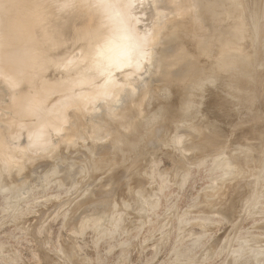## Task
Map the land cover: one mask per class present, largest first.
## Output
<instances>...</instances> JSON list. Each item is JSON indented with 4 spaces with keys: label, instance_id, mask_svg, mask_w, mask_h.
<instances>
[{
    "label": "rangeland",
    "instance_id": "rangeland-1",
    "mask_svg": "<svg viewBox=\"0 0 264 264\" xmlns=\"http://www.w3.org/2000/svg\"><path fill=\"white\" fill-rule=\"evenodd\" d=\"M145 1L151 7L150 13H146L145 16L146 19L149 18V28L152 30L150 37L153 53L155 52L149 61L148 69L142 71V78L147 77V79L151 77L150 73L156 67L159 55H157L158 51L156 54L155 47L159 46L160 48V42L163 41L161 39L164 35V25L169 21L181 22L183 20L186 21V25H190L188 20L194 19L198 29L203 30L202 33L209 40L216 42L218 38H222L227 24L234 19L238 21L242 19L240 15L234 16L238 15L235 11L228 12L225 7L219 4H215L212 8L204 5L196 7L191 10V17L187 18L183 10H173L177 7L176 0H142L143 8L146 10ZM28 7L29 0H0V27L7 24L16 26L22 23H25L24 28L31 27L33 25L31 20H23L25 9ZM14 8L18 9L13 11ZM101 18V15L96 14L93 19L99 21ZM93 19L88 22L93 23ZM259 19V32L263 37L260 34L259 36L263 39L264 10H262ZM47 28L48 21L42 22L36 27V35L41 36ZM243 31L244 34L242 33L240 37L241 42L251 41V38L249 39L250 32H247L249 28H244ZM231 33L226 34L224 38H234L235 36ZM16 36L17 34H9L2 29L0 31V50L7 53L13 52L12 48L17 45ZM245 42L243 43L246 44ZM261 42L262 40H259L257 46L251 45L253 48L251 51L255 52L256 58L262 59H259L260 61L257 59L258 64L256 63L254 66L256 77L253 84L250 86L248 82L246 83L250 86L247 91H250L251 99H256L254 103L258 104L256 107H252L253 101L251 102L252 105H249V108L253 111L248 110V105L246 107L237 105L239 98L237 99L236 94H233L236 96L233 100L236 99V102L227 98L232 104L230 105L224 97L226 92H223V89L218 91L219 88L217 90L214 87L219 94L221 93V96L222 92L224 93V102L229 103L228 105L227 102L224 103L223 100H220L224 104L222 110L225 112V105L227 108L229 106L226 112L231 108L230 106H233L221 125L224 127L227 124L228 126L224 129L226 128L228 132L233 128L232 132L230 130L231 134L237 133L238 136H240V131L242 132L250 124L256 125L259 122V126H264V67H261V65L263 66L261 63L264 61V57H262L264 47L261 46H264V43ZM30 43L32 42L25 44ZM68 43L71 42L68 41ZM75 46L76 44L70 48ZM261 48L262 50H260ZM55 50L62 52L66 48L60 50L56 48ZM19 53L21 54L20 51ZM260 53L262 54L260 55ZM58 62L65 63L66 58L58 57ZM25 64L26 62L22 60L18 66L29 78L26 74L30 75L31 72L27 68L23 69ZM48 70L52 69L48 68ZM3 75L5 76V74ZM165 81L167 82L164 80V83H166ZM160 83L161 86L164 85L161 81L150 86L151 90L140 101V104L144 103L141 109L133 108L131 112L129 111V118L135 120L137 118L136 123L138 124L145 119L149 125L153 123L152 127H154V125L157 126L160 118L159 122L163 121V123L160 122L159 126H164V128L163 130L161 128L158 133L150 129L149 132H154L150 135L156 145L144 147L146 152L135 157V164L134 160H129L125 164L121 163L119 170L124 173V184L111 186L112 178H109L107 172L93 170L91 158L99 159L104 150L100 149L97 144H91L93 147L91 150L83 147V143L86 141L81 139H87L90 134H80L76 131L72 132L75 140L70 143L57 145V142H54V145L46 151L36 154L45 156L44 159L37 156L35 159L26 157L23 161H11L12 166L10 167L0 168V178L2 179L0 180V264H264V139L261 141L263 144L261 150H256L257 146L254 147L256 143L253 141L254 138L248 140L249 142L252 140L251 143L245 144L235 135H233L234 138H230L231 141H229L230 139L229 142L226 141V145L224 144L222 147L216 145L218 148L214 151L208 148L205 151L204 148L192 146L193 144L190 143L195 142L191 135L193 133L186 132L190 131V129L187 130L188 125L197 117L195 112L193 116L189 115L191 118L188 116V112L193 109L182 110L185 111V114L182 111H178V114L177 111L175 114L166 113L164 109L169 106L168 103L172 102L169 101V95L173 90H171V84L166 88L168 85L161 87ZM213 84H209L207 89L210 88L213 91L211 89L212 86H215ZM24 87H28V85H24ZM205 88L203 87V89ZM127 90L128 81L108 82L105 89L98 93L92 101L85 100L84 106H94V110L88 109V111L91 110L87 113L88 118L90 119L91 115H98L97 113L103 110L104 104L109 101L108 107H115L117 103L114 104V100L124 99ZM137 91L139 90L137 89L134 94H138ZM193 92L190 91V95L191 93L192 96L194 95L193 98H190V105L194 99L202 101L201 96H197L199 91L197 90L198 94L195 93L196 91ZM5 94L3 92L1 95L0 119L7 123L4 119L9 116L14 118V111L13 113L8 111L7 108L11 105L10 97ZM164 95L169 100L167 97L164 98ZM230 95L232 94L230 93ZM162 96L163 99H161ZM226 96L228 95L226 94ZM69 101H72L71 95ZM196 101L198 100H194V104L198 103ZM231 101L235 103L233 104ZM156 102L164 104L161 105L163 108ZM204 102H207V99ZM200 105L201 103H199ZM235 106L236 108H234ZM119 108L121 107L117 108L116 106L115 109ZM190 108L192 107L190 106ZM68 109L71 111L69 122L70 116L77 110L72 104L68 106ZM97 110L98 112H94ZM222 110L220 109L222 115L219 116L223 118ZM157 112L160 113L159 116L164 115L159 117ZM218 112L216 111L215 115L219 119L218 114L221 112ZM226 112L225 114L228 113ZM256 116L258 117L256 118ZM198 117L201 118L202 115H198ZM97 118L98 116L95 117L96 120H92L93 125L97 123ZM222 118L220 119L222 120ZM155 120L157 123L153 122ZM88 121L86 119L84 122ZM165 121L169 123H165ZM181 124L184 128H186L184 125L187 124V128L184 130L183 127H179ZM19 127L21 137L14 138L15 145L23 149L29 145V135L23 132L25 127ZM238 129H240L239 133ZM175 131L181 132V136L179 132ZM62 133L65 134V132ZM5 134L6 131H0V137H6ZM54 136L55 134L53 136L52 133L49 134L50 138H54ZM92 142L96 143V140H92ZM143 142L145 143V141ZM213 142L217 143L218 141L214 140ZM159 143L161 144L159 145ZM191 146L192 148H190ZM80 152L87 153L86 161L82 166L87 168L85 173L88 174L90 180L84 178L86 176L81 172L82 170L65 173L59 166L64 162L62 160L65 156H78ZM52 155L54 158L51 159ZM262 157L263 159H261ZM236 159L238 162L241 161L242 165ZM254 159L256 160L254 161ZM76 160L80 161L78 158ZM257 166L259 167L256 168ZM11 174L14 175L13 178H11ZM3 175L6 177H1ZM238 176L239 178H237ZM3 180L5 181L2 182ZM6 182L10 183V186ZM230 189H234L235 192ZM242 192L243 194H241ZM100 198H106V200L97 202ZM96 203H100V206L95 207ZM100 210L101 212H98Z\"/></svg>",
    "mask_w": 264,
    "mask_h": 264
},
{
    "label": "bare ground",
    "instance_id": "bare-ground-1",
    "mask_svg": "<svg viewBox=\"0 0 264 264\" xmlns=\"http://www.w3.org/2000/svg\"><path fill=\"white\" fill-rule=\"evenodd\" d=\"M176 1L177 7L173 10H183L187 18L191 17L190 12L196 7L198 8L204 5L208 8H212L215 4H219L225 7L228 12L235 11L238 15L234 13V16L240 15L242 19L238 21L233 18L234 20L224 28L222 38H218L216 42L209 40L204 33H202L203 30L200 31L198 29L194 19L188 20L190 21V25H186V21L183 20L181 22L176 20L169 21L164 25V35L163 39H161L163 40L161 41L163 43L161 44L160 42V48L159 46L158 48L155 47L156 54L158 51L157 55H159V57L157 63L155 62L156 67L155 69L153 68L154 70L150 73L151 77L149 79H147V77L142 78V71L148 69L149 61H151L152 55H154L155 52L153 53L154 49L152 48V39L150 37L152 30L149 28V18L146 19L145 16L146 13H150L151 7L147 5L146 1L145 10L143 8L142 0H29V7L25 9L23 20H31L33 22L31 27L24 28L25 23L16 26L7 24L4 27H0V31L4 29L9 34H17L15 38L17 45L12 48L14 50L13 52L7 53L3 52L2 49L0 50V100H2L1 95L3 92L6 93L7 96L9 95V102L11 105L8 106L7 109L8 111L10 110V112L12 111V113L14 111V118L9 116L4 119L7 123L0 119V131H6V137H3L4 134L0 137V168L5 169L6 167H10L12 166L11 161H23L26 157L31 159L37 157L44 159L45 156L43 155L37 156L39 152L42 153L46 151L54 145V142H57V145L60 143H70L75 140L72 132L76 131L80 134H90L87 139H81L82 141H86V143H83V147L91 150L93 149L91 144H97L100 149L104 150L99 156V159L91 158L93 162V170L95 172H107L109 178H112V180H110L112 182L110 184L111 186H120L124 184V173L119 170L121 163L125 164L129 160H134L135 164V157L146 152L145 149H143L144 147H148V145H156L150 134L155 131L158 133L161 128L162 130L164 128V126H159L160 122L163 123V121L159 122V117L164 115L162 114L159 116V111L157 112L159 116H157L159 118L158 124H156L157 126L154 125V127H152L153 123L149 125L145 119L142 120L143 124L136 123V120L138 119L136 118L135 120L129 118V111L131 112L133 108L141 109L144 103L140 104V101L141 99H144L147 93L151 90L150 86L161 81H163L162 85H168L166 88L171 84L172 87L171 85L170 87L172 89H170L173 90L172 94L169 95L170 100L164 95V98L167 97L170 102L172 101L171 103H168L169 106H165L166 108L164 110L166 113L175 114L177 111L178 114V111H189V109H193L191 110L192 112L190 111L191 113L188 112V116H193L194 112L197 116L195 119H191V123L189 122L190 126L188 125L189 128H187L188 123L184 125L187 130L190 129V131L186 133H193L190 134L193 135V140L195 142H189L190 144H193L192 146L204 148L205 151H207V148L214 151V149L216 150L218 148L216 145L222 147L226 141L230 138H234L233 135L237 137V133V135L231 134L233 128L230 129L231 132L230 130L227 132V129H224V127L228 125L225 124L226 126L224 127L221 125V123H223L222 121L225 120L224 118L229 114V110L233 109V106H230L231 108L227 113L226 109H228L229 106L227 108V105H225L224 110L227 113L225 114L222 110L224 104H222L220 100H223V102L225 101L223 98V92H226L229 97L236 94V96H238L237 99L239 98L237 105H240L241 107H246L248 105V110L251 109L249 108V105H252V101V107L258 105L257 103L256 105L254 103L256 99H251L252 96L249 94L250 91H247V88L253 84V80L256 77L254 66L258 59L255 56V52L251 51V49H253L251 45L257 46L259 40H262L261 43H264V38L261 39L259 36V17L261 16L262 10H264V0ZM17 9L18 8H14L13 11ZM13 11L11 12V15ZM96 14L102 16L101 20L95 21V19H93ZM182 14L184 13L182 12ZM90 19L94 20L93 23L88 22ZM44 21H48V28L38 37L36 35V27ZM246 21L248 22V25ZM249 25L250 27H248ZM244 28H249V31H247L250 32L249 39L251 38V41L249 42L247 39L245 42V38L242 42L240 40L242 33L244 34ZM50 30H55L53 31L55 33L50 32ZM231 32L235 36L234 38L231 37L233 41L230 37L224 38L226 34ZM260 35L262 36V34ZM57 40L62 41L63 44L70 41L73 44H76V46L73 48L67 46L65 47L66 50L57 52L55 49L58 46H53L54 43H58ZM30 41L32 43L25 44ZM40 45L51 46L54 50L43 54L42 51L39 52ZM260 50H262V48ZM261 54L262 53H260V55ZM263 54L262 57H264ZM58 57L66 58V62L59 63ZM22 60L26 62L23 69L27 68V70H30L31 72L30 75L26 74L29 78L24 75L22 69L18 66L22 63ZM48 63H50V65H48ZM71 64L74 65L72 66ZM261 64H263V66ZM261 64V67H264V61ZM51 65L52 67H50ZM48 68H51L52 70H48ZM3 74H5L6 77ZM164 80H167L169 83L166 81L167 84L164 83ZM112 81H128V90L126 91L125 98H121L119 101L114 100V104L117 103V108H121L115 109L116 106L109 108V101L104 104L102 108L103 110L100 112H98V110L94 111L98 112V115H91L89 116V119L87 113L91 110L88 111V109L94 110V106H84L83 104H85V100L88 102L92 101L98 93L105 89L106 84ZM60 82L64 85H58ZM247 82L250 86L246 84ZM212 83L215 84V86H212L213 88H211L213 91L210 90V88L207 89V86ZM24 85H28V87H24ZM164 85L161 86L160 83L161 87H165ZM203 87L206 88L203 89ZM214 87H216V89L219 88V90L217 89L218 91H221V89L224 90H222V96ZM137 89L139 90L137 91L138 94H134ZM197 90L199 91V95L197 96H201L200 98H202V101L199 102V99H194L198 100L196 101L198 103L194 104V100L192 99V105L194 104L193 106H195L197 104L196 107L193 108V106L190 105V98L194 97V95L192 96V93H194L193 91H196L195 93H197ZM190 91L192 92L191 95ZM56 92H60L61 94L53 99L52 95ZM230 93L232 95H230ZM226 94L224 96L226 99L233 100V98L236 97L233 95L232 98H229ZM70 95L72 101H69ZM197 96H195V98H198ZM204 98L207 99V102H204L206 100ZM161 99H163V96ZM209 99H212V101H209ZM234 100L236 102V99ZM159 101L161 102V100ZM228 102L226 104L229 105L230 102ZM199 103H201L200 106ZM70 104H72L77 111L70 116L68 122L71 112L68 109ZM159 104L157 105L159 106ZM161 105L164 104H160V106ZM230 105L232 104L230 103ZM190 106L192 108H190ZM0 107L2 106L0 105ZM234 108H236V106ZM220 109L224 112L223 118L222 116H219L222 115ZM214 110L215 112H221H218V116L222 118V120L216 118L217 115H215L216 113ZM251 110L253 111V109ZM152 113L155 112L152 111ZM200 114L202 115L201 118L198 117V115L201 116ZM96 116H98V121L93 125L92 120H96ZM257 117L258 116H256V118ZM86 119L89 121L84 122ZM153 122L155 123L156 120ZM165 123L169 122L165 121ZM257 124H247L248 126L243 129L242 132L238 129L237 132L240 131L238 139L247 144L252 142V140L251 142L248 141L250 138H254L253 141L256 142L254 147L257 146L256 150H261L263 147L261 141L264 139V126H259V124L257 126ZM173 125L174 124H172V126ZM19 126H22V128L25 127L23 132H26L29 135V145L23 149H20L15 145L14 138L18 137L19 139L21 137L19 134L21 132ZM179 127H183V124ZM186 128H184V130ZM150 129L154 132H149ZM175 129L178 130L177 128ZM180 129L179 131H181ZM70 131L71 134H69ZM62 132H65V134ZM50 133H52V136L54 134L57 136L50 138ZM179 134L181 136V132H179ZM92 140H96V143L92 142ZM214 140H217L218 142L212 143ZM231 140L232 139L229 141ZM143 141H145V143ZM160 144L161 143H159V145ZM192 146L190 148H192ZM238 155L240 156V154ZM52 158H54V155L51 156V159ZM77 158L80 159V161L76 160ZM86 158L87 153L85 152H80L78 156H65L62 160L64 162L59 164V166L63 168V172L65 173L68 171L76 172L82 170L81 172L86 176L84 178L90 180L87 176L88 174L86 175L85 173L87 168L82 166L84 161H86ZM256 159H254V161ZM261 159H263V157ZM260 162H262V160H260ZM238 163L242 165L241 161ZM258 167L259 166L256 168ZM12 176L14 175L11 174V178H13ZM1 177L5 178L6 176L3 175ZM237 178H239V176ZM0 180L2 179L0 178ZM237 184L239 183L237 182ZM231 191H234V189ZM241 194H243V192ZM103 200H106V198H100L97 202ZM99 206L100 203L95 204V207ZM98 212H101V210Z\"/></svg>",
    "mask_w": 264,
    "mask_h": 264
},
{
    "label": "water",
    "instance_id": "water-1",
    "mask_svg": "<svg viewBox=\"0 0 264 264\" xmlns=\"http://www.w3.org/2000/svg\"><path fill=\"white\" fill-rule=\"evenodd\" d=\"M53 31H55V30H50V32H52V33H55V32H53ZM57 42L58 43H54V47H56V46H58L57 48L60 50V49H62V48H65V47H67V46H73V45H75V44H73L72 42L71 43H65V44H63L62 43V41H58L57 40ZM70 44V45H69ZM77 44H79V43H77ZM39 52H41L42 51V53L44 54H46V53H48V51H53L54 50V48H51V46L50 47H48V45H40V47H39ZM58 85H64L62 82H60V83H58ZM59 87V86H58ZM57 87V88H58ZM61 93L60 92H56V93H54L53 95H52V98L53 99H55L57 96H59Z\"/></svg>",
    "mask_w": 264,
    "mask_h": 264
}]
</instances>
